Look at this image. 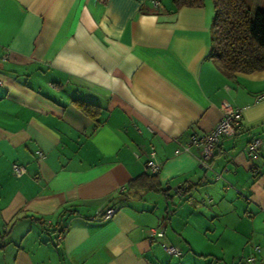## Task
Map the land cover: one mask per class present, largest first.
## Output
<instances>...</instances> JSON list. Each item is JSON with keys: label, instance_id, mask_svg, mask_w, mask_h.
<instances>
[{"label": "crops", "instance_id": "1", "mask_svg": "<svg viewBox=\"0 0 264 264\" xmlns=\"http://www.w3.org/2000/svg\"><path fill=\"white\" fill-rule=\"evenodd\" d=\"M212 18L208 0H0V264H264V70L223 73ZM223 104L241 113L205 167L188 143ZM151 152L165 192L128 190Z\"/></svg>", "mask_w": 264, "mask_h": 264}, {"label": "trees", "instance_id": "2", "mask_svg": "<svg viewBox=\"0 0 264 264\" xmlns=\"http://www.w3.org/2000/svg\"><path fill=\"white\" fill-rule=\"evenodd\" d=\"M106 1L108 0H102V2ZM171 2L176 10L183 7L204 6V0H171ZM211 3L213 18L210 56L215 59L221 71L226 75H233L235 73L251 74L264 70V0H259L253 16L250 15L253 0H211ZM75 102L78 109L92 119L98 115V107L93 104L82 100H75ZM212 159L208 162V167ZM157 172L145 171L131 180L127 189L165 192L160 185Z\"/></svg>", "mask_w": 264, "mask_h": 264}, {"label": "built area", "instance_id": "3", "mask_svg": "<svg viewBox=\"0 0 264 264\" xmlns=\"http://www.w3.org/2000/svg\"><path fill=\"white\" fill-rule=\"evenodd\" d=\"M152 1L156 8L160 6L161 0H152ZM2 59H6V56H4ZM257 99L258 100L264 99V94L259 95ZM220 110L222 112V115L218 123L209 132L202 135L201 137L199 138L192 137L188 143L200 147L199 160L205 167H208V162L213 158L214 149L218 144L220 138L222 136L227 135L230 132L232 123L237 119V117L241 113V109L232 108L228 104H223L220 107ZM260 146H261V141L257 138H254L249 143H247V145L244 147V150L248 156H254V154L257 152ZM184 150H187V147H185ZM153 156L154 153L151 152L149 159L145 163V170L150 173H155L158 171V165L154 162ZM11 172L14 176L20 177L25 174L26 170L23 165L12 164ZM115 212H116L115 208L108 207L100 214L99 217L104 220L109 219L115 214ZM148 235L150 238L152 237L161 238L163 236V232L161 230L151 228L148 231ZM57 240H60V236L57 237ZM161 247L164 250V252H166L168 255L178 256L180 254L179 249L173 245H167L163 243L161 244ZM258 251L259 250L257 249V252ZM249 261H253V258H250Z\"/></svg>", "mask_w": 264, "mask_h": 264}, {"label": "rangeland", "instance_id": "4", "mask_svg": "<svg viewBox=\"0 0 264 264\" xmlns=\"http://www.w3.org/2000/svg\"><path fill=\"white\" fill-rule=\"evenodd\" d=\"M211 4V0H208ZM258 3H259V0H253V3H252V6H251V9H250V15L253 16L255 11H256V8L258 6Z\"/></svg>", "mask_w": 264, "mask_h": 264}]
</instances>
